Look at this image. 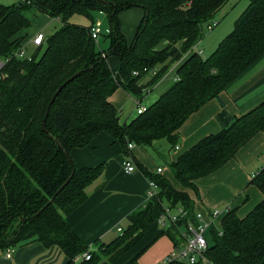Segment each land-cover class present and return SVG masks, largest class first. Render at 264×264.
Wrapping results in <instances>:
<instances>
[{"label": "trees", "instance_id": "trees-1", "mask_svg": "<svg viewBox=\"0 0 264 264\" xmlns=\"http://www.w3.org/2000/svg\"><path fill=\"white\" fill-rule=\"evenodd\" d=\"M228 1L20 0L0 4V58L14 56L24 43L16 35L30 26L23 15L26 8H35L61 23L45 37L32 61L13 57L0 81L1 248L12 249L36 238L45 247H58L67 258L65 264H112L145 236L154 221L150 203L129 214L121 235L101 244L97 251L79 239L64 216L85 201L86 187L101 175L103 166L78 169L69 152L84 147L99 132L111 135L126 158L128 143L156 150L157 142L166 140L174 149L187 118L219 98L264 53V0H248L232 30L208 57L202 58L194 50L201 26L213 24L215 14ZM133 7L141 8L143 16L127 43L118 14ZM93 12L107 18V51L91 38V26L68 22L79 14L93 24ZM161 40L166 45L159 50ZM178 42L179 47L174 45ZM109 56L118 60L114 70L109 67ZM172 63L178 80L141 114L121 122L110 96L121 89L141 100L146 88L171 71ZM154 67L158 74L145 83L142 69ZM133 71L139 75L134 76ZM77 72L78 76L62 86ZM216 118L221 126L218 133L203 137L168 164L180 190L164 176L144 171L157 187L161 210L164 201L171 211L181 207L187 219L195 221L197 211L188 191L196 192L198 179L223 166L254 134L264 130V101L238 117L222 108ZM250 183L260 191V200L241 216L236 208L223 211L217 230L207 231L204 257L211 264H264V167ZM184 224L185 220L168 223L163 232L174 249L184 243ZM89 249V260L75 261ZM164 264L186 263L169 255Z\"/></svg>", "mask_w": 264, "mask_h": 264}, {"label": "crops", "instance_id": "crops-1", "mask_svg": "<svg viewBox=\"0 0 264 264\" xmlns=\"http://www.w3.org/2000/svg\"><path fill=\"white\" fill-rule=\"evenodd\" d=\"M17 1L20 0H0V4L13 5ZM133 8L118 14L120 30L127 43L133 38V36L129 39L125 38V34L122 32V24L127 19V14L134 16L133 22L137 25L143 16L141 8V11H129ZM126 11L128 12L125 13ZM53 20L46 17V23L48 24ZM95 21L100 22L99 19H94ZM38 33H43V31L39 30L34 35L26 37L23 44H27L28 48L32 46L35 51L37 48L34 46L32 39ZM197 46L198 43L196 44ZM112 57L109 56L107 61L109 67L114 70L118 66V60L111 61ZM150 79L148 76L143 78L145 83L150 81ZM165 80L172 82L170 78ZM162 82L157 83L156 86ZM116 91L123 92L125 97L133 102V97L123 90L117 89ZM111 98L112 96L109 100L114 103ZM263 101L264 53L245 72L231 82L220 94L219 98L208 101L187 118L179 129L174 149L168 145L171 152H168V160L166 162H169L164 167L155 166L154 162L147 156L146 150L142 149L144 147L134 146L129 151V157H131L132 163L135 165V171L126 173L123 169V161L126 159L125 156L127 154H124L119 143L106 132L96 134L84 147L71 149L69 156L76 168H93L102 165L103 169L101 175L86 187L87 198L85 201L64 216L65 223L87 247L97 251L101 244L109 243L119 235L117 228L125 229L128 225L127 217L129 214L145 204L150 203L153 208V205L157 203L158 190H156L155 196L149 197V178L146 177L144 171L156 176V169L161 168L162 172L159 175L167 178L176 190H180V185L175 181L172 174L168 173V171L170 172L168 164L175 162L203 137L220 131L221 126L216 117L222 108L238 117L249 112ZM163 156L161 155V157ZM261 167H264V130L254 134L237 150L234 157L223 166L196 181L197 185H199V190L196 189V198L188 191L195 211L207 216L210 210H217L225 206L229 200H226L219 192H212L213 190L211 189L216 188L218 185L219 187L221 186L220 188L224 192L226 188L223 186L225 184L228 185L227 188L231 191L237 189L236 196L239 195V197L237 196L235 200L230 201L227 205L238 209L244 186L251 184L252 176ZM161 212L160 210L157 215L158 220ZM163 221V219L160 220L163 228L162 234H164L163 230L166 229L167 225ZM150 228L146 234L149 233ZM170 244L173 251L172 242ZM170 248L162 255V260L170 255ZM11 251V258H7L6 249L0 247V264H65L67 262V258L58 247H45L36 238L19 243ZM128 251L124 254H127ZM122 256L112 264H116V262L117 264H131L128 260L120 263L119 260Z\"/></svg>", "mask_w": 264, "mask_h": 264}, {"label": "rangeland", "instance_id": "rangeland-1", "mask_svg": "<svg viewBox=\"0 0 264 264\" xmlns=\"http://www.w3.org/2000/svg\"><path fill=\"white\" fill-rule=\"evenodd\" d=\"M18 2L19 1H17L16 3ZM247 4H248V0H229L215 14L213 20L210 22L214 24L210 31L206 30V25L203 24L201 26L200 37L196 41L198 42L197 49L201 51L202 58L208 57L218 46L219 42L232 30L234 21L243 12ZM129 11L135 12L141 10L140 8H133ZM127 12L128 11H126L125 13ZM23 15L29 20L30 26L29 28H25L21 30L20 33L16 35L17 38L23 39L22 41H24L26 37L28 36L30 37L34 35L39 30H42L45 37L47 38L52 33L57 31L61 26L59 20H53L49 24L46 23L47 16H45V14L40 13L35 8H26L23 11ZM92 17L94 19H99L100 22L102 23L101 34L98 36L97 42L102 50L107 51L109 48V41L106 34L108 28L107 18L103 13H97V12H93ZM133 21H134V16L130 14H127V19L123 21L122 32L125 34V38L127 39L131 38L132 36L134 37L133 34L137 24L134 23ZM68 22L84 28H89L92 24V21H90V19L79 14H75L72 17H70L68 19ZM202 29L204 35L202 33ZM180 43L181 42L174 43V45L176 44L177 47H179ZM165 45H166L165 40H161L157 48L159 50L163 49ZM36 51L37 49L34 51V48L30 46L27 52V56L32 55L33 57V54ZM116 59L117 58L113 56L110 60L114 61ZM174 66H175L174 63L170 64L171 68H173ZM170 83H171L170 80H165L161 84L154 87L153 92L146 99L143 98L141 103L143 104V107H146L150 105L152 102H154L160 96V94H162V92H164L171 85ZM111 96H112L111 99H113L114 102L113 105L117 108L118 111L121 110V112L118 113V115L122 122L136 115V106L132 101H130L128 98L125 97L123 92L115 91ZM168 145L169 143L166 142V140H161L157 142L156 150H152V148H147V147H144L142 149L146 150L147 156L152 162H154L155 166L159 165L161 167L162 166L164 167L169 162V161L166 162L168 160L167 157L168 152H171V150L169 149L170 145L169 146ZM161 155L162 156L164 155L166 158L164 159V156L161 157ZM168 173L171 174L169 171ZM227 186L228 185L225 184V186L223 187L228 189ZM220 187L217 185L216 188H211L213 190L212 192H219L226 200H229L227 204H229L230 201L235 200L237 196L239 197V195L236 196L237 189H234L235 191H231L229 189L228 191H226L225 189V191L223 192L222 188ZM195 188L199 190V185H197V183ZM190 193L196 198L195 190H190ZM242 193L243 194L240 197L241 199L240 207L236 211V213L239 214V216L247 212L254 205V203L258 202V200H260L261 198L260 191L253 184H249V185L246 184L242 190ZM161 206L162 208H168L164 201L161 202ZM225 206L217 210L221 211L223 208H225ZM160 210L161 207L157 201V203H155L152 208V216L154 221L151 225L149 233L146 234L132 249H130L127 254H124L120 258L119 260L120 263H124L125 260L126 261L128 260V262H130L131 264H164L165 263V260L167 258L163 260L161 258H163L162 255L171 247L170 244L171 241L166 234H162L161 232L163 228L162 225L160 224L161 222L157 218V215ZM163 232L165 231L163 230ZM171 253H172V247L170 248L169 254Z\"/></svg>", "mask_w": 264, "mask_h": 264}, {"label": "built area", "instance_id": "built-area-1", "mask_svg": "<svg viewBox=\"0 0 264 264\" xmlns=\"http://www.w3.org/2000/svg\"><path fill=\"white\" fill-rule=\"evenodd\" d=\"M214 24L209 25L206 27V30L210 31L212 29ZM101 34V23L99 21H95L91 27H90V35L91 38L94 39L97 42L98 36ZM32 42L34 46L38 49L39 47H42V45L45 42V35L43 33L36 34ZM27 44H23L17 52H15L14 56H9L6 58H0V81L5 77V68L6 65L13 59V57L21 59V60H28L32 61V55L27 56L28 52ZM194 50L197 52L198 55L202 56V53L200 50L197 49L196 46H194ZM175 66L171 69V71L166 72L161 78H159L158 82H156L154 85H152L149 88H146L144 91V97L147 98L149 94L153 91L154 87H156V84L159 82L164 81L167 78H170L172 82L177 81L178 77L173 73ZM142 72L145 74V76H148L150 78L156 76L158 74V67L154 68H143ZM132 74L134 76H138V71H133ZM138 100L136 98H133V103L136 106V114H141L146 107H143L142 100ZM134 145L132 143H128L127 149L130 151ZM123 169L126 173H132L135 171V165L132 163L131 157H127L123 161ZM162 172L161 168L156 169V173L160 174ZM149 188V197L152 195H156L157 187L156 185L149 180L148 184ZM230 208L229 205H227L223 210L218 211L216 209L210 210L205 216V214L201 212L195 213V221H191L187 219V212L181 208L177 207L173 212L169 208H162L161 215H159V221L164 220L165 223L177 225L179 222L185 220V224L183 226V230L181 232V236L184 239V243L182 246H180L178 249H173L172 253L170 254L172 259H176L180 262H184L186 264H197L199 261L201 264H211L208 262L205 257L204 253L207 248V231L214 227L215 230L218 228V219L223 211H226ZM117 232L119 235L123 232V229L117 228ZM90 249L80 255H78L75 259V261L79 260H89L91 257ZM12 251L11 249L6 250V257L11 258Z\"/></svg>", "mask_w": 264, "mask_h": 264}, {"label": "water", "instance_id": "water-1", "mask_svg": "<svg viewBox=\"0 0 264 264\" xmlns=\"http://www.w3.org/2000/svg\"><path fill=\"white\" fill-rule=\"evenodd\" d=\"M80 74V72H77V73H75L74 75H72L71 77H69L66 81H65V83L62 85V86H64L66 83H68V82H70L72 79H74L76 76H78ZM62 86L60 87V88H62ZM59 88V89H60Z\"/></svg>", "mask_w": 264, "mask_h": 264}]
</instances>
